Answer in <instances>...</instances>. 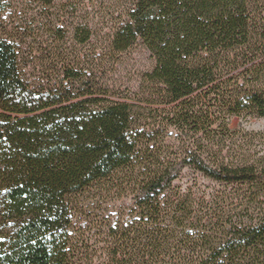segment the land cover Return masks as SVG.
Returning a JSON list of instances; mask_svg holds the SVG:
<instances>
[{
    "label": "trees",
    "instance_id": "16d2710c",
    "mask_svg": "<svg viewBox=\"0 0 264 264\" xmlns=\"http://www.w3.org/2000/svg\"><path fill=\"white\" fill-rule=\"evenodd\" d=\"M138 41L155 65L121 88L64 48L37 84L0 37V264H71L97 210L101 264H264V129L232 127L264 120V0H133L110 50Z\"/></svg>",
    "mask_w": 264,
    "mask_h": 264
},
{
    "label": "rangeland",
    "instance_id": "374dc122",
    "mask_svg": "<svg viewBox=\"0 0 264 264\" xmlns=\"http://www.w3.org/2000/svg\"><path fill=\"white\" fill-rule=\"evenodd\" d=\"M132 5L133 0H55L51 6H43L39 0H10L0 15V37L15 42L29 78L37 84L46 85L54 76L57 55L64 48L70 53L81 52L82 60L98 65L96 78L101 83L121 88L135 86L140 76L155 65L151 52L140 41L122 53L110 50L113 34L128 20ZM77 26L91 29L89 42L74 40ZM232 127L263 130L264 120L234 119ZM182 182L196 184L202 190L215 187L190 169L183 172ZM121 206L118 203L114 212H119ZM107 213L97 210L77 216L71 264H101Z\"/></svg>",
    "mask_w": 264,
    "mask_h": 264
}]
</instances>
